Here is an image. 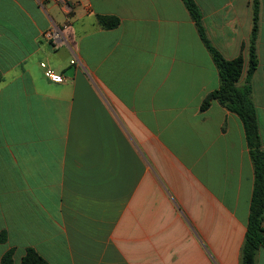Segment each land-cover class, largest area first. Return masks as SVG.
Instances as JSON below:
<instances>
[{"label":"crops","instance_id":"1","mask_svg":"<svg viewBox=\"0 0 264 264\" xmlns=\"http://www.w3.org/2000/svg\"><path fill=\"white\" fill-rule=\"evenodd\" d=\"M195 1L212 44L244 56L242 85L252 0ZM71 4L65 22L52 0H0V264L27 247L49 264H241L250 148L237 113L201 109L220 80L184 1ZM54 25L65 44H52ZM256 50L264 150V0Z\"/></svg>","mask_w":264,"mask_h":264},{"label":"trees","instance_id":"2","mask_svg":"<svg viewBox=\"0 0 264 264\" xmlns=\"http://www.w3.org/2000/svg\"><path fill=\"white\" fill-rule=\"evenodd\" d=\"M195 22L199 36L211 54L217 67L220 84L208 93L201 103V109L209 107L213 100H218L229 110L241 118L246 140L250 148L255 179L250 201L249 218L245 239L241 248V264H256V255L264 247V150L260 136L255 104L252 100L251 77L258 67L256 50L258 35V19L260 0H252V30L248 43V68L246 80L238 84L244 72V56L242 54L228 59L212 44L202 21L201 10L195 0H183ZM99 23L107 28L115 27L119 19L115 16L99 15ZM1 79V75H0ZM7 240V233H0V241ZM2 264L14 263V249H8L1 258ZM20 264H49L34 247H27Z\"/></svg>","mask_w":264,"mask_h":264},{"label":"built area","instance_id":"3","mask_svg":"<svg viewBox=\"0 0 264 264\" xmlns=\"http://www.w3.org/2000/svg\"><path fill=\"white\" fill-rule=\"evenodd\" d=\"M52 1L56 3H60L65 6L66 13H67L65 22H68L69 14H70V11L72 10L71 0H52ZM50 40L52 44H54L55 46L66 43V38L63 34V29L61 26L54 25L52 31L50 32ZM71 62L74 63L75 59H72ZM41 66L45 68V74L51 80L56 81V82L63 81L64 79L63 76L61 74L55 73L51 68H48L45 62H42Z\"/></svg>","mask_w":264,"mask_h":264}]
</instances>
